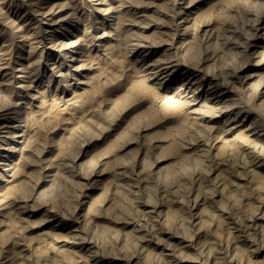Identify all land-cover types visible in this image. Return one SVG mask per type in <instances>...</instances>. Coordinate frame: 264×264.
Segmentation results:
<instances>
[{
    "label": "rangeland",
    "instance_id": "1",
    "mask_svg": "<svg viewBox=\"0 0 264 264\" xmlns=\"http://www.w3.org/2000/svg\"><path fill=\"white\" fill-rule=\"evenodd\" d=\"M263 98L264 0H0V264H264Z\"/></svg>",
    "mask_w": 264,
    "mask_h": 264
},
{
    "label": "bare ground",
    "instance_id": "2",
    "mask_svg": "<svg viewBox=\"0 0 264 264\" xmlns=\"http://www.w3.org/2000/svg\"><path fill=\"white\" fill-rule=\"evenodd\" d=\"M227 74H230V73H227ZM231 78H232V77H231ZM225 79H226V78H225ZM200 80H201V79H200ZM258 84H259V82H258ZM211 85H212V84H211ZM238 85H239V84H238ZM256 85H257V84H256ZM256 85H255V86H256ZM259 85H260V84H259ZM258 87H259V86H258ZM232 88H233V87H232ZM222 90H223V89H222ZM218 92H219V91H218ZM213 94H214V93H213ZM260 96H261V95H260ZM230 97H231V96H230ZM232 99H234V98H232ZM263 99H264V98H263ZM263 101H264V100H263ZM225 102H226V101H225ZM262 103H264V102H262ZM226 105H227V104H226ZM223 106H224V105H223ZM242 106H243V105H242ZM247 107H248V106H247ZM217 108H218V106H217ZM248 108H249V107H248ZM250 108H251V107H250ZM251 109H252V108H251ZM238 110H239V111H242V110H244V109H241V107H240V109L238 108ZM236 111H237V110H236ZM239 111H238V112H239ZM244 111H248V110L245 109ZM255 112H256V111H255ZM235 114H236V113H235ZM244 115H245V114H244ZM257 115L259 116L260 114H257ZM230 116H231V115H230ZM235 116H236V115H235ZM243 119H244V118H243ZM233 120H234V119H233ZM252 120H253V119H252ZM256 121H257V120H256ZM251 124H252V122H251ZM251 124H250V125H251ZM17 125H18V124H17ZM244 125H245V124H244ZM250 125H249V127H250ZM243 144H244V143H243ZM253 144H254V143H253ZM253 147H254V146H253ZM12 148H14V147H12ZM257 149H258V148H257ZM263 155H264V154H263ZM263 155H262V156H263ZM258 157H259V156H258ZM263 158H264V157H263ZM261 160H262V159H261ZM263 161H264V160H263ZM260 164H261L262 166H264V162H260ZM258 184H259V182H258ZM54 214H55V213H54ZM262 220H263V219H262ZM254 224H256V223H254ZM245 226H246V225H245ZM249 231H250V230H249ZM259 233H260V232H259ZM250 235H251V234H250ZM231 255H232V254H231ZM237 262H238V261H237ZM230 264H231V263H230Z\"/></svg>",
    "mask_w": 264,
    "mask_h": 264
}]
</instances>
